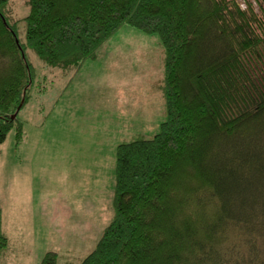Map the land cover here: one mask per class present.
<instances>
[{"label":"trees","instance_id":"16d2710c","mask_svg":"<svg viewBox=\"0 0 264 264\" xmlns=\"http://www.w3.org/2000/svg\"><path fill=\"white\" fill-rule=\"evenodd\" d=\"M242 1L26 0L17 19L0 0V145L14 128L22 140L42 89L29 52L47 78L77 72L124 25L163 48L167 120L117 147L113 217L77 264H264V0ZM8 245L0 207V258Z\"/></svg>","mask_w":264,"mask_h":264},{"label":"rangeland","instance_id":"374dc122","mask_svg":"<svg viewBox=\"0 0 264 264\" xmlns=\"http://www.w3.org/2000/svg\"><path fill=\"white\" fill-rule=\"evenodd\" d=\"M25 1L12 0L17 19L28 14ZM29 58L42 89L34 88L19 115L22 140L14 128L0 145L9 238L0 264H41L49 252L58 264H77L113 217L117 147L154 136L167 120L164 52L157 34L124 25L75 73L43 78L41 62L32 52ZM256 69L264 74V65Z\"/></svg>","mask_w":264,"mask_h":264},{"label":"water","instance_id":"95a60500","mask_svg":"<svg viewBox=\"0 0 264 264\" xmlns=\"http://www.w3.org/2000/svg\"><path fill=\"white\" fill-rule=\"evenodd\" d=\"M22 105H23V102L21 103L19 109L22 107ZM12 118L15 119L16 118V115H14Z\"/></svg>","mask_w":264,"mask_h":264}]
</instances>
